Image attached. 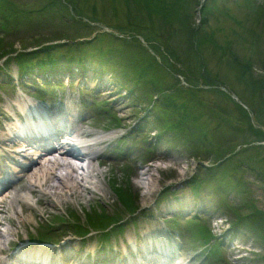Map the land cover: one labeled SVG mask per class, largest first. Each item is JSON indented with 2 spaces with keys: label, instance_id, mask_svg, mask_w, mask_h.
<instances>
[{
  "label": "rangeland",
  "instance_id": "1",
  "mask_svg": "<svg viewBox=\"0 0 264 264\" xmlns=\"http://www.w3.org/2000/svg\"><path fill=\"white\" fill-rule=\"evenodd\" d=\"M35 1L40 0L27 3L28 7H33ZM51 1L52 5L55 4L58 8L60 0ZM46 2L48 4L49 1ZM68 2L77 7L78 13L85 11L94 19L102 17L107 21L116 17L119 28H123L125 35L142 36L145 43L150 45L154 54L158 56L160 67L168 69L174 76L176 74L179 82L172 75L174 81L169 89V92H172L176 85L179 87V97L176 95L175 102L183 104L186 101L188 107L193 105L196 108V111L191 113L193 119L200 118L199 114L208 117L206 129L212 134V138L214 137L212 139L214 143L213 147L201 144L202 147L207 145L211 148L210 156L204 160L205 165L216 166L217 160L226 158L228 153H239L235 158L240 159L236 161L239 164L230 166V161L225 163L222 169L229 166L227 175L219 170L216 180L210 178L212 173L201 169L198 171L201 176L206 177H203V180L208 181L212 191L218 188L216 186L222 177L227 178L226 181L234 185L235 189L226 193H232L234 196L238 191L239 195H235L236 199L233 201L248 204L247 207L245 205L240 207V213L235 220L247 218L244 219L245 223L249 227L255 225L260 240L251 244L253 249L248 251L246 263L264 264V132L259 128L261 126L264 129V0L220 2L215 5L219 12L214 13L208 10L210 0H68ZM65 16L63 27L45 20L41 26H27L25 37L20 34H17L18 38L15 37L17 39L14 35L8 36L10 40L15 39L14 45H9L10 48L16 49L20 46L25 49L29 44L42 41L46 44L58 40L62 35H67L68 38L77 37L78 32L85 31L81 26L74 24V20L67 12ZM94 28L95 33L92 32V36L100 31L98 27ZM2 35L0 33V38ZM130 52L131 50L126 51V54ZM150 58L140 56L134 59L140 73L154 68ZM160 73L162 74V71ZM183 78L187 81L184 84ZM220 87L236 94L247 111L242 110L237 102H233L228 94L220 90ZM248 111L253 114L251 119L253 118L254 123L251 122ZM185 116V111H176L171 121L181 123L186 127L183 130L184 134L195 138L200 128L183 120ZM188 141L190 145L195 146L189 138ZM194 151L195 155L205 159L201 155L199 145L196 144ZM190 161L186 160L182 162L185 164H182L176 160L166 166L158 165L157 169L153 168L146 173L143 182L139 179H130L126 172L119 169L105 168L99 171L100 175L98 172L93 173L92 176L98 181L94 180L92 186L83 182L79 184L89 188L95 185L96 188L101 183L102 188L112 198V190L115 189L121 191L123 187H127L134 192L139 190L141 202L147 203L154 198V194H150L147 200L142 198L149 190V186L154 188L158 182L163 184L166 182L165 177L175 178L177 175L176 177L183 179L188 174L192 175L190 170L193 163ZM199 161L201 160L195 159L196 163ZM80 195L85 196V193ZM69 200L66 198L64 201Z\"/></svg>",
  "mask_w": 264,
  "mask_h": 264
},
{
  "label": "bare ground",
  "instance_id": "2",
  "mask_svg": "<svg viewBox=\"0 0 264 264\" xmlns=\"http://www.w3.org/2000/svg\"><path fill=\"white\" fill-rule=\"evenodd\" d=\"M29 120L30 119H27L26 122H28ZM31 128H33V127H31ZM70 176H72V175H70ZM94 180H96V178L95 177L93 178L91 176L90 177V180L88 181V183L86 185L92 186ZM62 183L63 184H62L61 187H59V190L54 193L55 198H58L59 197L58 200L61 199L62 201H64L66 198L70 199V198H73L75 196H79L80 194L86 193L85 191H87L88 189H92V188L87 187L86 185H82L81 186L80 184H78V186H75L78 182H77V179L76 178L74 180V177L73 178L72 177L66 178L65 180H63ZM78 188H79V190H78ZM73 189H75L74 191L77 190V193L74 192V191H71ZM100 189L101 188H99V190Z\"/></svg>",
  "mask_w": 264,
  "mask_h": 264
}]
</instances>
